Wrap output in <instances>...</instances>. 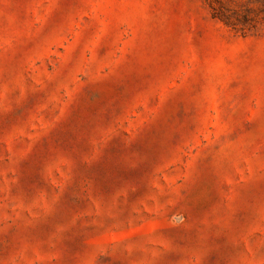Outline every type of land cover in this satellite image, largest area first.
Instances as JSON below:
<instances>
[{
	"label": "rangeland",
	"instance_id": "374dc122",
	"mask_svg": "<svg viewBox=\"0 0 264 264\" xmlns=\"http://www.w3.org/2000/svg\"><path fill=\"white\" fill-rule=\"evenodd\" d=\"M0 264H264V0H0Z\"/></svg>",
	"mask_w": 264,
	"mask_h": 264
}]
</instances>
